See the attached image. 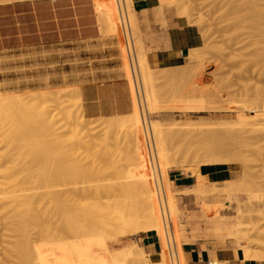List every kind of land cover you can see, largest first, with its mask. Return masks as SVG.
<instances>
[{
	"label": "rangeland",
	"instance_id": "obj_1",
	"mask_svg": "<svg viewBox=\"0 0 264 264\" xmlns=\"http://www.w3.org/2000/svg\"><path fill=\"white\" fill-rule=\"evenodd\" d=\"M94 1H95L97 10H99L98 11L99 16L101 15L100 16V18H101V41L103 44L101 49H102V51L103 50L105 51V54H108V55H105V58L101 61H104V63H108L110 65H113L114 66L113 71H117V72L121 73L122 77L125 80H128L127 77L129 76V72H127V71L129 70L128 69L129 68V64H128L129 62L126 58V54L124 51L122 31L120 28V33L116 34L117 31L114 30L116 27L113 28L115 26V24H117L116 21L120 20L119 19L120 16H118V20H115L116 17H114L115 15L112 14L111 7L108 8L109 4L107 6L106 0H94ZM178 1L188 3L187 7L189 6L188 8H190L188 10L189 11L192 10L191 13L188 11L189 16L180 19V21L182 22V24H184V26H187L188 28L192 29L193 34L195 36V42H194L193 46L190 48L189 54L193 53V51H194V53H195V51L197 53H195L193 55L191 54L192 56L191 55H189V56H191V57H195V56L200 57L201 56L202 57L204 55L202 57V59H204V57L207 58V59H205L208 61V63L206 64L207 69H205V77L206 78H205L204 84H206V87L207 86H208V88L210 87L211 88L210 90H213L212 87L214 88V86H215L214 89L216 90V88H217V90L219 91L220 97L211 99L209 101L205 100L204 102L198 101V100H193V99H191V97H189L190 100L187 99L189 96L188 94L191 90V85L188 84V83H190L189 77H187L186 74H184V73L182 75V71H181V73L177 72L178 69L181 68L185 63L182 66L175 68V69H173V68H162L165 71H161L157 68L152 67V69L155 72L157 71V75L159 74L157 76V78L159 79V80L157 79V86H158V90L159 91L161 90L160 93H163V94H160L163 96L162 97L163 100H162V105H159V106H161L164 111H162L163 115H160L157 113H151V112L146 114L145 109L143 108L144 109L143 112H145V115H147V117L150 120L159 121L163 124H167L170 127L175 126L176 123H180V124H186V123L187 124H189V123L195 124L196 123L195 126L205 125L209 129H215L218 132L222 133L221 136L223 138L227 139L228 141H230L231 144L234 143L233 145H235V146L230 144L231 146L229 145V148L232 147L234 150V147H235V150L233 152H230V153L226 152L229 154L230 157L227 154L226 155L229 158H231L233 156L235 157V155H237V159H235L236 157L234 158L235 160L231 159L233 162L232 163L227 162L228 164H225L226 161H224L225 163L224 162L223 163H217V164L200 163L199 165L196 162H194V163L193 162L192 163H183V164L181 163L178 165L179 167H177V168L162 169L160 176H159V172H158V169L156 166V168H155L156 175L158 173L159 178L161 177L160 185L162 183V185L164 186L166 191H168L167 187H169V185H171V189H172L173 193L176 195V197L181 198L184 206H186L189 209H193V205L189 199L190 197L187 195L188 191L182 190L181 188H178V187H173V184H171V180L169 178V175L171 173H184L185 177H188L187 174L189 173V171H190V174H193L192 173L193 171H194V174H197V172L200 169L201 173H203V174H208L209 172L216 173L215 180L217 182H221V180L225 179V178H227V179L232 178L230 183L234 184V187L231 186L230 188H225L226 184L220 183V185L217 187V189H220V190L212 191V193H221V194L225 195V199L227 200L226 201L227 203L222 202V203L218 204L215 207L217 212L215 215H213V217H207L205 219H202V221H205L206 226H208L214 230H213V233L210 237V236H207L206 228H205L206 226L205 225L201 226L200 228H201L202 234L197 238V240H200L198 243H201L203 245V247H206L207 249H210L213 252L217 251L219 249H227V250H231L233 252L242 253L243 258L245 257L244 259H250V258H257L258 259V258H260L258 260H264V133L259 134V135H248V131L250 128L264 129V0H216V1L215 0H178ZM104 2H106V3H104ZM158 3L160 5H166V6L172 7L173 10L177 11L178 5H177V2L175 0H158ZM163 3H168V4H163ZM99 4L102 5L101 6V8L103 7L102 9H100ZM103 4L105 5V7ZM123 4H124L125 12H127L129 14L131 12V10H133L132 3H130V1H128V0H123ZM192 5H193V7H191ZM121 8H122V5H121ZM109 9H110V12H109ZM100 10L102 12H100ZM102 13H103V15H102ZM190 14H191V16H190ZM200 15H201V17L199 18ZM111 16H112V18L114 17L113 18L114 23H113V19L110 18ZM107 19H109V20H107ZM137 19H138V22L140 24L141 21H140L138 15H137ZM201 19H202V22H201ZM129 20H130V26L132 29V34H133L134 39L136 41L137 52L139 53L141 50L140 43H142V46H144L145 48H147V47L145 44H143V41L141 38L142 35L139 34V28H137L135 26L134 22L132 21V15H129ZM113 24H114V26H113ZM120 24L121 23H119V25ZM120 27H121V25H120ZM111 31H113L115 33L111 32ZM91 49H92V47H85L84 46L83 48H78V50L70 51L66 45H59L58 47L34 49V50L27 51L24 53H19V55H3V56H0V99L3 100L5 97L9 98L11 95H12L11 98H15V97L19 98V97H23L22 95H24V94L27 96H29V95L31 96V94H32V96L33 95L38 96V94L39 93L41 94V92H42V94L43 93H47V94L49 93L46 96L44 95L45 98L42 94L39 95V96H43L42 100H41V97H37L36 99L33 97L34 98L33 99L31 96V98L33 99L34 102L31 101L30 97H27V99H26V96H25V99L23 100V102L25 101L28 103L31 101L32 102L31 104L34 103V105L33 106L31 105L30 107H33V109H36L37 110V111L35 110L36 112H39L40 108H43V109L45 108L44 111L48 110L45 113L49 112V114L51 116H54V118L59 120L61 123H63V121L66 120V116L68 115L69 111L72 112V113H69V115L71 114V118H72L71 122H73V123H75V125H77L76 129H78L80 127L79 128L80 132H78V133H80L79 135H80V137L82 136L81 137L82 139L84 137H86V139H88L86 149L88 150L89 149L88 146L89 147L91 146V148L88 151H92L90 153L86 152L84 150L85 147L83 146V144H81L82 146H80V145L76 146L75 147L76 153H75V155H73L74 159L76 158L79 160L82 158L83 163L85 162L84 165L86 164V166L91 165V164L94 165L95 163H96L95 165H98L99 162L103 161V160H100L103 158L100 157V159H99V157L97 156V155H99V153L98 154L96 153V152H100V155H102V156L105 155L104 159H105V157L106 158L108 157V158L106 159V161H104L103 164L101 163L100 165H98V168L101 165L105 166V164H106L105 162H107V160L109 161V163L107 162V164H111V168H112V169L110 168L111 169L110 174L111 173L112 174L109 175L108 171L106 173L105 170H107L110 166L106 165V168L108 167L107 169L104 166H103V168L101 166L100 169L101 168L104 169V171L103 170H101V171L103 173H106L104 175H103V173H101V174L103 176L107 175V177H108V175L110 177H112V175H113V176H116V177H114L115 179L119 177L118 181L120 180L122 182V180L123 181L125 180L124 182H126L128 176L129 175L131 176L132 172L127 171L125 169V167H124L125 162L123 163L121 160L124 157L123 153L121 152L122 151L121 147H125V145H123V143H122V145L120 146L121 150L119 151V148H118L119 145L116 143L117 141L115 139V136L114 137L113 136H110V137L106 136L105 137L106 134L104 133L106 130H112L115 133V130H117L116 127H118V126L117 125L111 126V120H112V122H113V120H115V121H117V119L119 120L118 116L106 117V118L102 117V118H98V119H87L84 117L82 109H81V98H80V92H79V85L82 82H84L88 77H93L97 73V70L95 69L94 64L97 63L98 60L97 59H90L89 56H95V54H98V53H94L95 51L92 52ZM86 51H88V52H86ZM151 51H153V50L150 49L147 53L149 54V52H151ZM92 54H94V55H92ZM92 58H96V57H92ZM148 62H149V60H148ZM126 66L128 67L127 69H126ZM125 74H127L128 76L126 77ZM158 83H160V84H158ZM159 85H163V86H159ZM169 85H170V87H169ZM164 88H168L170 93H169L168 89L164 90ZM173 88H174V90L175 89L176 90L174 91ZM184 89H186L187 91L189 90V91L187 92ZM163 91L167 92L168 95H164ZM181 91H182V93L183 92H185V93L182 94ZM167 93H165V94H167ZM174 93H179V94H177V95H179V97L177 95H175ZM185 94H187V98H186ZM171 95L173 98H171ZM174 95H175V97H174ZM181 95H185V97H183ZM166 96H168V97L170 96V98H168ZM28 98L30 99V101H28ZM38 98H39V100H38ZM52 99H53V101L58 100V102L55 101L53 103ZM166 99L168 100V103H167ZM182 99H183V101H182ZM185 99H187V101H188V102L186 101L187 104H186V102H184ZM163 101H164V103H163ZM172 101H173V104H172ZM23 102L22 103L19 102V105H16L18 103V101L15 103L12 102L10 104L14 103V105H16V106H14V105L11 106L9 104L11 107H8L7 104H3V105L0 104V109H1L0 110V115H1L0 123H2V124L5 123L4 125H6L8 123V122L7 123L5 122L6 119L5 120L2 119L3 116L6 115L3 112H6V113L9 112V113L17 114V112L20 111L21 107H23L25 105V104H23ZM35 102L36 103L38 102V103L36 104ZM48 102H51V103H48ZM60 103H61V105H59ZM21 104H23V106H21ZM46 104H48V105H46ZM171 104L173 107L171 106ZM29 105H30V103L26 104L23 107L22 111L23 112L27 111L24 108L26 106L29 108ZM36 105L38 106V109L36 108L37 107ZM40 106H42V107H40ZM60 106L62 108V110L60 111L61 113L58 112L61 109ZM164 106H166V108ZM14 107L15 108L17 107L16 110ZM27 107H26V109H28ZM47 107H49V108H47ZM11 108H13V110ZM18 108H20V109H18ZM65 108L67 111L65 110ZM171 108H173V109H171ZM10 109H11V111H10ZM40 110H42V109H40ZM64 110L68 113H66V112L64 113L63 112ZM2 114H4V115H2ZM49 114H48V116H50ZM73 114H74V116H73ZM62 115H64V116L66 115L64 119H62L63 118ZM121 116L123 117V115H120V117ZM68 118H70V117H68ZM68 118H67V120H69ZM57 120L54 121L56 124L55 127H59V124H60L59 121H57ZM75 121H77V122H75ZM102 123H104V124H102ZM108 124H109V126H108ZM113 124H114V122H113ZM116 124H118V123H116ZM103 126L105 127V129L107 126L108 127L106 130H104ZM112 127H114L115 129ZM60 129L57 131L63 132V131H60ZM81 129H82V131H81ZM77 131H79V130H77ZM112 131H110L109 133H113ZM82 133H83V135H82ZM101 134L102 135L104 134V135L101 136ZM121 134L122 133H119L120 136H121ZM66 136H67V137H65L66 140L69 136H70L69 138H71V135L69 133H67ZM92 136H93V138L95 137L94 138L95 140L92 138ZM100 136L102 138L97 139ZM104 137L107 140H105ZM109 138H111V139L109 140ZM89 139H91V140H89ZM113 139H115V140L112 141ZM173 139L174 140L172 143L176 144L178 139H182V136H175V137H173ZM98 140H100V141H98ZM93 141H95V143ZM149 141H150V149H151V152L154 156L153 142L150 138H149ZM0 142H3V141L0 139ZM67 142H64L63 144H61V146L59 145L56 148L59 150L61 148H62L61 150H66L67 147L68 148L71 147L70 144H67ZM65 143L69 146H67ZM69 143H70V141H69ZM3 144H4V142H3ZM88 144H90V145H88ZM93 145H95L94 146L95 149H94ZM43 147H45V149ZM42 148L43 149H41V147H39V150H38V148L36 149L39 152L38 155L44 154V150L46 152L47 149H49L46 146H42ZM78 148L79 149L82 148L80 150L83 152L79 151ZM117 148H118V150H117ZM232 148L229 151H232ZM5 150H6V148L3 151H5ZM95 150H97V151H95ZM15 151H16V148H15ZM15 151L14 152L10 151V156H12L11 152H13L14 156H16L15 154L18 153L19 150H17V152H15ZM102 151H103V153H102ZM111 151H113L114 153H112ZM116 151H118L117 152L118 154L115 153ZM33 152L34 153H31V154H35V153L37 154L36 151H33ZM79 152H80V155H79ZM235 152H238L239 154L238 153L235 154ZM86 153L90 154V156ZM111 153L114 157H110ZM114 154H116V155H114ZM95 155H96V157H95ZM238 155H240V157ZM34 156L35 155H29L27 160H25V157L23 158L25 160V167L26 168L24 167V164H20L22 161L20 163H18V165H17L16 160H15L16 162L13 161L14 163H16V164H14V166H16V167H14V166L11 167L9 165L10 164L13 165L12 162H9V164H7L8 166H5L6 162H5V160H3L4 163L2 162V165L5 164L4 165L5 168H3L4 166L2 168L0 167V171L3 172V170H6L7 173H0V176H1V174H3V177H4L2 180L1 179L2 176H1L0 181H2V182L5 181V182H3V183H5V185H3V186H5V188L2 187V190H4V189L8 190L9 188H7L6 183H8L10 181V179L13 180L12 179L13 176L17 177L19 172H21L22 178L27 179L24 181V185H22L24 187L19 186L20 188L26 189V192L24 194H28V196L29 195L32 196L31 194H33V193H34L33 195H35L38 192H40V194L44 193V195H45L44 197L41 196L39 193L38 194L41 196L40 200L43 197V201L47 202L46 201L47 199H49V201H52V200H50V198L53 196L58 197L57 195L56 196L54 195L55 193L58 195L59 194L63 195L67 191L72 189L73 186H71V185H69L68 187H66V186L68 184H72L73 181H76V182H74V184L76 183V186L74 187L75 189L74 190L72 189L73 191L71 190L74 193V191L76 190L77 184H79V183L83 184L84 182H87L89 179H90L89 180V182H90L93 175H94L93 176L94 180L93 179L92 180L94 182L96 181V183H98L99 182L98 179L99 180L101 179V175H98L101 172L100 170L94 169V172L100 171L97 174H95L96 172L93 173V170H90V171H92L93 175L92 174L85 175V178H84V175L82 176V178H81V175H79L80 178H77L78 177L77 175H75L76 177H74L70 174H69V177L66 178L67 176L65 177V175L62 174L63 173L62 171L56 170V167H57L56 165L59 166L61 163L64 164L67 162L69 165V162L73 160L72 157L70 158V160L67 158L69 160V162H68V160H66V158L63 159V158H60L59 156L57 158L47 159L46 156L41 155L42 156L41 160L44 158L45 160L43 159V161H45V162L43 164V167L37 168V167H35V166H38L37 157H34ZM241 156H243L244 159ZM8 157L5 156L4 158L8 159ZM17 157H18V155H17ZM88 157H89V159H88ZM119 157H121V158H119ZM96 158H98L99 160L97 159V161L95 162ZM110 158L113 160V163H115L117 161L119 163H121V170H122V165L124 164L123 167H124V170L126 172L123 170L121 171L124 176H122V174L119 175L120 171L118 173L115 172V169L112 167L113 164L110 163V161L112 162V160H110ZM115 158L117 161L115 160ZM11 159L13 160L14 158H12V157L9 158L10 161H11ZM32 159L34 160V162L32 161ZM51 159H53L50 162V163H52V165H51L52 167L49 166L50 165L49 161ZM240 159H242L243 161ZM17 160L19 162V159H17ZM119 160H121V161H119ZM38 161H39V159H38ZM27 162H29V163L31 162L35 166L31 163L26 164ZM73 162H74V160H73ZM77 162H79V161H77ZM81 162L82 161H80L79 164H81ZM87 162H89V163L87 164ZM40 163L41 162H39V164ZM67 163H66V165H67ZM83 163L81 165H83ZM245 163L248 165V167L246 166ZM47 164H48V166H47ZM40 165H42V164H40ZM93 165H92V167L91 166H87V167H91V169H92ZM213 165H216V166H213ZM29 166L31 167L30 170H29ZM244 166L247 167V169ZM19 167L25 168L24 169L25 172L24 173L22 172V170H23L22 168H21V171L15 170V168L17 169ZM44 168H45L46 172L44 171ZM48 168H50V169H48ZM94 168L98 169L96 166ZM12 169L15 172L18 171V174L15 175L17 172L16 173L12 172L13 171ZM233 169L238 170V175L236 178L233 177V174L231 172V170H233ZM52 170H53V172H51ZM11 172H12V174H14L13 176H12V174L10 175ZM47 173H49V174H47ZM8 174L10 175V179H8L9 178ZM38 174H39V176H37ZM54 174H55V176H54ZM72 174L74 175L75 172H72ZM4 175L8 176V178L6 179L8 182H6ZM56 175H58V177H60V179H58ZM11 176H12V178H11ZM19 176H20V174H19ZM99 176H100V178H99ZM32 177L34 179H32ZM53 177H55V178L53 179ZM28 178L31 180L29 181ZM121 178H123V179H121ZM57 179H58V182H57ZM84 179L85 180L87 179V180L85 181ZM68 180H69V182H68ZM189 180H190V183H192V179H189ZM77 181H79V182H77ZM82 181H84V182H82ZM93 181L90 183V186H91V184H93L92 186H94V184H96ZM128 181H129V179H128ZM26 182L29 183V185ZM31 182H33V184ZM52 182H55V184H53ZM111 182H113V181H111ZM39 183H41V186H43V187L38 186V185H40ZM49 183H50V185H49ZM87 183H85V184L87 185ZM88 185H89V183H88ZM70 186H71V188H70ZM78 186L79 187H77V188H80V186H81V189H82L85 185L84 186L78 185ZM90 186H86L87 188L84 187V190L87 192H85L83 190L80 191L81 189H77L76 192L80 193L78 197L79 198H80V196L84 197V199L81 198L82 200L80 199L78 202H76L77 200H75V199H74V201L67 199V197H64V198H66L69 201H65L63 199V197H61V195H60V197L63 199V201L66 202V205L68 204L67 202H69L70 204L72 202H74V203L76 202L75 204H78V205L80 204L79 206L76 205V207H72V208L77 209L76 215L78 213L80 214L81 211H83L79 216V218L81 217V219L84 217H89V216L92 217L93 215L96 216V214H97L96 210H99V209H97L96 207L93 206L94 201L95 202L100 201L101 205H100V202L97 203V205H100L101 207H102V205H103V207L106 206L105 203H102L104 200H98L97 201V198H95L94 196H92L95 199V200H93V198H92L93 204L91 202H89L90 201L89 198H91V197L89 196L88 191H90V190L88 188H91ZM41 188H46V189H42V190L37 191V189H41ZM68 188H70V189L68 190ZM235 188H236V191L234 190ZM227 189L229 191L231 189L232 190H231V192H229ZM34 191H36V192H34ZM160 191L162 193V189ZM58 192H60V193H58ZM46 193H47V199L45 200L44 198H46ZM130 193H132L133 195H131ZM38 194H36V195H38ZM48 194H49V196H48ZM129 194H127V196L125 195V198L130 196L129 198H126L127 199L126 201L128 203L130 201V205H128V207L129 206L131 208L133 207V210L134 209L136 210L138 206L135 207V206H131V205H138V202L136 203L137 198L133 192H129ZM65 196H66V194H65ZM54 197H53V204L52 205L56 204V206H57L58 202H55V201H58L59 197L56 199ZM78 197H77V199H78ZM131 197H134V199H133L134 202L131 200ZM54 199H55V201H54ZM135 199H136V201H135ZM83 200H85L86 202L80 203ZM43 201H42V203H43ZM60 202L62 203V200H60L59 203ZM61 203H60V205L58 204V207L60 206L61 208H63L61 205H63V204L65 205V203H63V204H61ZM74 203H72L73 206H74ZM38 204L39 203H37V206H38ZM94 205H96V203ZM39 206L45 207L46 204L42 205L40 203ZM48 206H47V208H48ZM68 206L70 207V205H67V207ZM52 207L53 206H51V209H53ZM97 207H99V206H97ZM54 208H55V206H54ZM69 209L72 210L71 207ZM103 209L104 208H102V210ZM106 210H107V208H106ZM46 211H48V210H46ZM72 211L74 212L75 210H72ZM44 212H45V210H44ZM98 212H100V210ZM102 212L104 213L105 211L103 210ZM205 213H206V211L204 210L202 213H191L190 216L192 218H198V217H202ZM165 214H166V211H165ZM208 215H210V212L208 213ZM0 216H1V214H0ZM101 216H102V214H101ZM170 218L172 221L175 220V218H176L175 212L170 213ZM52 219L54 220V216H52V218L49 217V219H47V220L49 221ZM47 220H46V222H47ZM53 220H52V224H50L51 222L49 221L50 222L49 224L51 226L53 225V223H56L58 220H61V218L56 217L54 222H53ZM167 221H168V218H167ZM186 221H188V217H186V218L182 217V218H180V220H179V216L177 217V222L181 223L179 225L180 228H181V226L185 225ZM2 223H4V222H2ZM89 224H91V223H89ZM1 226H3V224H0V228L2 230V232L0 230V245H1L0 246V261H3L5 259H6L5 261H7V258H8V261L12 260V262H14L15 258L13 257V253H14L13 249L15 246L12 245L11 243H9L8 240H6V239H9V241H10V238H11V237L7 238L6 234L8 236H10V235H12L13 232L12 233L8 232L9 231L8 230L5 232L6 234H2L4 232L3 230H7V229L5 228V226H4V229H2L3 227H1ZM53 226H55V224ZM89 226H91V225H89ZM190 228L191 227L189 225L187 228V230H188L187 232L191 238L192 233L190 232ZM30 229H31V227L29 228V230ZM173 229L175 230V227H173ZM31 230H32V233L31 232L29 233L27 231L28 235L31 236L29 239L30 240L33 239L31 242L32 245H33V242L38 239L36 242L39 244H37V245L34 244L33 247L35 248L37 253H39L41 260L44 259V261L45 260L48 261V264H57L56 261L62 259L65 255L63 254V252H58L57 250H54V249L55 248L56 249L62 248L59 246H65V245L67 246L68 244L78 245V244H82V243H85L88 241L94 242L95 243L94 247H96L97 249L93 250L94 253H92V254H94L93 255L94 258H98V255L101 256V254L104 253L101 256V258H98L99 261L102 262V264H106V261H107V259H105V256L107 258V254L105 253L106 250H108L109 252L110 251L113 252L114 258L111 261L112 264H121L122 259H121V257H119L120 255H119V249L118 248L129 245L130 243H137L138 245L143 247L141 244H139V241H138V239L140 238V235L142 233H139V234H129L128 233L124 236V235L118 234L119 232L114 230V232H117L116 234L120 237H117L116 234L113 236L112 234H109L107 232H105V233L101 232L100 236H92L89 238L75 240V241H62V242L46 243L45 238H43L40 234H37V231L35 230L34 227H32ZM100 231H98V232H100ZM111 231H112V229H111ZM112 232H110V233H112ZM114 232H113V234H114ZM102 233H104V234L102 235ZM110 235H112V237ZM3 237L6 239H4ZM14 237L16 239L15 234H14ZM105 237H107V240H105ZM13 238H11V241L15 242V240ZM108 238H111V239L108 240ZM2 239L4 241H2ZM157 239L159 241L158 236H157ZM5 240H6V242H5ZM16 240H17L16 242L18 244V236H17ZM7 242H8V245L10 246L9 247L6 245L7 247L12 248L14 246L12 250L6 248L7 250H9L10 253H8V252L7 253L11 257L6 253V250H5V247H6L5 244H7ZM178 244H179V242L174 244V249H177ZM184 246L185 245H183V248H184ZM178 247H179V249H182V246L178 245ZM144 250H145L146 254H148L149 251L146 248H144ZM3 252L5 255L3 254ZM3 255L7 256V258L3 257ZM176 257H177L176 260H178L179 264H181V262L179 261V258H178V254L176 255ZM13 259H14V261H13ZM77 259H79V258H77ZM95 260L96 259H94L93 261H95ZM216 260L219 261L218 259H213L212 261H216ZM61 262H62V264H72L69 262L64 263L63 260ZM97 262H98V260H97ZM101 262H98V263L101 264ZM94 263L95 262H93L91 264H94ZM98 263H96V264H98Z\"/></svg>",
	"mask_w": 264,
	"mask_h": 264
},
{
	"label": "bare ground",
	"instance_id": "obj_2",
	"mask_svg": "<svg viewBox=\"0 0 264 264\" xmlns=\"http://www.w3.org/2000/svg\"><path fill=\"white\" fill-rule=\"evenodd\" d=\"M0 1H8L9 2L11 0H0ZM106 1H107V6L109 4L108 8L111 7L112 14L115 15L114 17H116L115 20H118V16H120L119 17L120 20L116 21L117 24H115V26L113 24V26H114L113 28L116 27L114 29L117 31L116 34L120 33V28H121L120 25L121 24L119 25V23H121L120 21H122V8H121L120 1L119 0H106ZM175 1L177 2V5H178L177 11L179 13V16L180 17L189 16V12L191 13L192 10L191 11L188 10V9H190V8H188L189 6L187 7L188 3L180 2L178 0H175ZM104 3H106V2H104ZM101 6L102 5L99 4L100 9L103 8V7L101 8ZM104 7H105V5H104ZM191 7H193V5ZM100 12H102V11L100 10ZM109 12H110V9H109ZM126 14H127V18H128L127 19L128 23L130 25V20H129L130 14H128L127 12H126ZM102 15H103V13H102ZM190 16H191V14H190ZM200 17H201V15L199 16V18ZM110 18H112V16ZM109 19H107V20H109ZM201 22H202V19H201ZM113 23H114V19H113ZM113 31H111V32H113ZM113 33H115V32H113ZM140 46H141L140 52L138 53L136 51V63H138V68H137L136 74H133L131 72L130 67L128 68L127 66H126V69L128 68L129 70L128 71L126 70V71L129 72V76L127 74H125V76L126 77L128 76L127 78L130 80V86L132 89V98L134 101L133 111L129 114L123 115V117L121 116L122 118L120 116H118L119 120L117 119L118 122L113 120L114 124H113L112 120L110 119L111 120V126H114V125L118 126V127H116L117 130H115V133L112 130H106L107 127L109 126V124L106 127V129L103 126L104 130H106L104 132L106 134L105 137L106 136H109V137L115 136V139L117 141V142L116 141L115 142L119 145V147H118L119 151L122 149L121 152L124 155V157H123L124 159L122 158L121 160L123 163L125 162V166H124V164L122 165V170L125 171L124 170V167H125V169L127 171L132 172L131 176L130 175H129L130 177L128 176L126 182H124L125 180L124 181L122 180V182L119 180L120 181L119 182L118 181L119 177L115 179L114 177H116V176H113V175H112V177L109 176L112 174V173L110 174V172H111L110 170L112 168H111V164H107V162L109 163L108 160H107V162H105L106 163L105 166L104 165L103 166L105 168H106V165L110 166L109 168L107 167L109 170L107 168H106L107 170H105L106 173L108 171L109 175H108V177H107V175L103 176L104 174H106V173H103L101 171V170L104 171V169H102L103 166L101 165L102 168L100 169L101 166H99V168H98V165H100L101 163L103 164L104 161H106V159L108 157L107 158L105 157V159H104L105 155L104 156L100 155V152H96V153L97 154L99 153L100 156L99 155H97V156L99 157V159H100V157L103 158V159H100L103 161L99 162V163L97 162L98 165H95L96 163L94 164L98 169L94 168L95 166L93 164L87 165V166H91V167L93 165L92 169H91V167H87L86 164L84 165L85 162L83 163L82 158L79 160L76 158L74 159L73 155H75V153H76V151H75L76 146H79V145L82 146L81 144H83V146L85 147L84 150L86 152L90 153L92 151H88L91 148V146L90 147L88 146V148H89L88 150L86 149L88 139H86V137L83 136L85 138V139L83 138L84 139L83 140L81 138L82 136L80 137V135H79L80 133H78V132H80V129H79L80 127L78 126L79 128L76 129L77 125H75V123L71 122L72 118H71V114L69 115V113H72V112H70V111H69V113L66 112L67 110L65 108L66 111L64 110L63 112L68 113L67 116L70 117L71 119L65 115L66 120H64L63 123H61L59 120L55 119L54 116H51L49 114V112L45 113L48 111V110L44 111L45 108L44 109L40 108L42 110L39 109V112H36L37 111L36 109H33V107H30L31 105L32 106L34 105V103L31 104L32 103L31 101H33L34 98L36 99L37 97H41V100H42L43 99L42 97L44 95L45 96L48 95L49 93L48 94L47 93L42 94V92H41V94L43 96H39V95H41L40 93L38 94V96H36V95L32 96V94H31L32 98L34 97L33 99L31 98V96L29 94H28L29 96L24 94V95H22L23 97H19V98H16V97L11 98V96H12L11 95L9 98L5 97L3 100L0 99L1 100L0 104H2V105L7 104L8 107H11L17 101H18V103L16 105H19V102L22 103L23 100L25 99V96H26V99H27V97H30V99H31V101H30V99L28 98V101H30L28 103H30V105H29V108L26 106L28 109H26V107L24 108L25 110H27V111L24 110L25 112L22 111L23 107L26 104H28L25 101H24L25 103L23 102V104H25V105L23 106V104H21V106H23V107H21V109L18 108V109H20V111H18L19 113L17 112V114H13V113H9V112L6 113V112H3L4 110L2 111L4 114H6V115L2 114L5 116V117L3 116L2 119H4V120L6 119L7 121L5 120V122L6 123L8 122V123L6 125H4L5 123L4 124L0 123V139L4 142V144H3V142H0V167L2 168L5 164H6L5 166H8L7 164H9V162L13 163V165H11V164L9 165L12 167V166H14V164H16L13 162L15 160L17 161V165H18V163H20L22 161L20 164H24V167H25V160H27L29 155H35L34 157H37L38 166H35L33 163L30 162L31 164H33L37 168L43 167V164L45 161H43L44 158L41 160L42 156H46L47 159L57 158L59 156L60 158H63V159L66 158V160H68V159L70 160V158L72 157L74 162L72 160V161H70L71 162L70 163L68 160L69 165L67 162H66L67 165H66V163H64V164L61 163L59 166L56 165L57 166V167L55 166L56 170L62 171L63 172L62 174H64L65 177L67 176L66 178L69 177V174L74 176V177H76L75 175H77L78 176L77 178H80L79 175H81V178L84 175V178H85V175L92 174V171H90V170H93V173L96 172L95 174H97L101 171L100 174H98V175H101V179L100 180L98 179V181H99L98 183H96V181L95 182L93 181L94 175L92 174L93 176L91 178V181L89 182L90 179L87 181L89 183V185L87 182L82 181L84 183L83 184L82 183L77 184V187H79L78 185H83V186L85 185L84 187L90 186V183L93 181L96 184H94V186H92L93 184H91V186H90L91 188H88L90 190V191H88V193H89V196L91 197V198H89L90 199L89 202L92 203L93 200H95L92 197V196H94L95 198H97V201L98 200H104L102 203H105L107 206V207L106 206L103 207V205H102V207H101L100 201H99L100 205H97V203H99V202L94 201V204L96 203V205L99 207H97L96 205H94L92 203L93 206L96 207L97 209H99L100 212H98L99 210H96V212H97L96 216L91 215L92 217L89 216V217H84L81 219V217L79 218V216L83 211H81L80 214L77 212L79 214V215L77 214L78 215L77 216L76 215L77 209L72 208V207H76V205H78L75 203L78 202L81 198L84 199L83 196L82 197L80 196V198H79L78 196L80 193L76 192L77 189H81V186H80V188L76 187V190L74 191V193L72 192L75 189L74 187L76 186V183L74 184V182H76V181L72 182L73 185L72 184H68V185L66 184L67 185L66 187H68L69 185L73 186V188H72L73 190L70 189L71 186H70V188H68V190L69 189L70 190L65 193L66 196L63 193H62L63 195H61V194L58 195L56 193L54 194L55 196L57 195L59 197L58 198V197L53 196L55 199L56 198L59 199V200L57 199L58 201H55V199H54L55 202H58V204L60 205L61 202L59 203V201L62 200L61 204L65 203V205L63 204L64 206L61 205L63 207V208H61L60 206L58 207V204H57V206L55 203H54L55 205H52L53 204V197L50 196L52 198V199L50 198V200H52V201H49V199H47V193H46V198H44V199L45 200L47 199L46 201L49 204L47 202L43 201V197L45 196L44 193H42L43 194L42 195V194H40V192H38L41 196H43L41 200H40L41 196L38 193H36L38 195H36V194L33 195L34 193L32 192L33 193V194H31L32 196H30V195L28 196V194H24L26 192V189L20 188L19 186L24 185V181L27 179L22 178L21 172H19L20 176L18 174V171L19 170L21 171L22 167H19L20 169L15 168V170H18V171H16L17 173L12 169L13 171L12 170L11 171L15 172L16 173L15 175L18 174L17 177L15 176L16 178L13 176L14 174H12V172L10 173V175L12 174L13 178H12V176H11V178L13 180L10 179L9 174H8L9 178L7 175H4L5 180L7 178L10 179L9 182L6 180V182H8V183H6L7 188H9L10 190L9 189L8 190L7 189L2 190V187L5 188V186H3V185H5V183H3L5 181H3V182L0 181V214H1L0 222L1 221L4 222V223L1 222L0 224H3V226H1V227H3L2 229H4V226L7 229V230H3L4 232L2 234H6L5 232L9 230L8 232H11V233L13 232L15 234L16 239L18 236V244L16 242L17 240L15 239L13 233H12L13 236L12 235L8 236L7 234H6V236H7V238H9V237L13 238L14 237L13 239L15 240V242H12L11 238L9 241V239H6L3 237L4 239L8 240L9 243H11L12 245L15 246V247L13 246L14 247V249H13V247L9 248L10 246L8 245V242H7V244H5V246L6 245L9 246V247H7V246L5 247L6 253L7 252L10 253L9 250H7V249H11V250L13 249V252H14L13 257L15 258V261H14V259H13L14 262H12V260L8 261L7 256H4L5 254L3 252V254H4L3 257L7 258V261H5L6 259L4 258L5 260L0 261V264H46L44 259L41 260L39 253H37V251L33 247L34 244H36V245L39 244L36 242L38 239L33 242V245L31 243L33 239L32 238H31L32 240L29 239L31 236L28 235V232L32 233V230H31L32 227L35 228V230L37 231V234H40L43 238H45L46 243H54V242H62V241H75V240L89 238L92 236H100L101 232H104V233L107 232V233L112 234L114 236L117 233V232H114V230L118 231L119 232L118 234L124 235V236L128 233L129 234H139V233H148L150 231H153V232L157 233V236L159 238V241L157 244L158 252L146 254L144 252V250L141 248V246H139L137 243H130L129 245L118 248L119 249V255H120L119 257H121V259H122L121 264H175V258L174 257H175V255H177V252L176 251L174 252V250H173V247H174L173 233L171 231L172 220L170 218V213L175 212L174 197L170 191V187H167L168 191H166L164 186L162 185V183H161V185L159 184V182H158L159 180H157V175H156V171H155L156 166H157L159 176H160L162 169L177 168V167H179L178 165L181 163L183 164V163H192V162L194 163V162H196L198 165L200 163L217 164V163H223L224 161H226V163L224 162L225 164L232 163L233 161L231 159H233V160L237 159V155H235V154L238 152H235V154H234L236 158L234 156L229 158L230 156L226 152H229V153L233 152L235 150V147H234V150L231 147L232 151H229V150H231V148H229V145L231 144V142L228 141L227 139L223 138L221 136L222 133L218 132L215 129H209L205 125L195 126L196 123L195 124L176 123L175 126L170 127L167 124H163L159 121L150 120L147 117V115H145V112H146V114L151 112V113H157V114L163 115L162 111H164V110L161 106H159V105H162V100H163L162 97L163 96L160 94H163V93H160L161 90L159 91L158 86H157V79H158L157 76L159 74L157 75V71L155 72L152 69L150 63L148 62V53H147L148 50L145 51V49L143 48V46L141 44H140ZM195 53H197V52L195 51ZM195 53L193 51V53H190L189 55H191V54L193 55ZM189 55L185 58V64L181 68H179L177 71L178 73L179 72L181 73V71H182V75L184 73V74H186L187 77H189L190 83H188V84L191 85V90L188 94L189 95L188 98H187V94H185L186 98L190 100L189 97H191V99H193V100H198V101H203V102L205 100L209 101V100L214 99V98H219L220 97L219 91L217 90V88H216V90L214 89L215 86H214V88L212 87L213 90H210L211 88L210 87L208 88V86L206 87V84H204L205 78H206L205 77V69H207L206 64L208 63V61L205 59H207V58L204 57V59H202V57L204 55L202 57L201 56L200 57L199 56L198 57L197 56L191 57L192 55L191 56H189ZM173 69H175V68H173ZM159 70L165 71L162 68H160ZM158 84H160V83H158ZM159 86H163V85H159ZM169 87H170V85H169ZM165 89H168V88H164V90ZM186 89H184V90L187 91ZM173 90H174V88H173ZM168 91H169V89H168ZM182 91H181V93H182ZM165 93H167V92H164V95H168V93L167 94H165ZM169 93H170V91H169ZM183 93H185V92H183ZM174 94L177 95L179 93H174ZM175 95H174V97H175ZM185 95H181V96L185 97ZM45 96H44V98H45ZM177 96L179 97V95H177ZM166 97H168V96H166ZM168 98H170V96ZM171 98H173L172 95H171ZM187 99H185L184 102H186ZM38 100H39V98H38ZM52 101H53V99H52ZM55 101H53V103ZM182 101H183V99H182ZM12 102H14V103L10 104ZM56 102H58V100ZM187 102H186V104H187ZM48 103H51V102H48ZM163 103H164V101H163ZM167 103H168V100H167ZM172 104H173V101H172ZM172 104H171V106H172ZM16 105H14V106H16ZM46 105H48V104H46ZM59 105H61V103ZM166 106H164V107L166 108ZM40 107H42V106H40ZM16 108H15V110H16ZM36 108L38 109V106ZM47 108H49V107H47ZM60 108H61V106H60ZM143 108L145 109V112H143L144 111ZM11 109L13 110V108H11ZM11 109H10V111H11ZM171 109H173V108H171ZM61 110H62V108L58 112H60ZM48 114L50 116H48ZM62 116H63L62 119H64L65 116L64 115H62ZM73 116H74V114H73ZM0 117H1V115H0ZM67 118L69 120H67ZM54 119L59 121V123H60L59 127H55L56 124L54 122L55 121ZM77 121H75V122H77ZM115 122L118 124H116ZM102 124H104V123H102ZM112 128H114V127H112ZM59 129H60V131H63V132H58L57 130H59ZM77 130H79V131H77ZM81 131H82V129H81ZM110 131H112L113 133H109ZM67 133H69L71 135V138H69L70 137L69 136L66 140L65 137H67L66 136ZM119 133H122L121 136L119 135ZM262 133H264V129L250 128L248 131V135H259ZM82 135H83V133H82ZM103 135L101 134V136H103ZM101 136L98 137L97 139H101L102 138ZM175 136H182V139H178L177 143L173 144L172 143L174 140L173 137H175ZM92 138H93V136H92ZM111 138H109V140ZM149 138L153 142L154 156H153L151 149H150ZM115 139H113L112 141H114ZM89 140H91V139H89ZM105 140H107V139L105 138ZM69 141H70V143H69ZM98 141H100V140H98ZM64 142H67V144H70L71 147H69V148L67 147L66 150H61L62 148L59 150L56 148L59 145L61 146V144H63ZM93 142L95 143V141H93ZM122 143H123V145H125V147H121V149H120V146L122 145ZM233 144L234 143H232L231 145H233ZM88 145H90V144H88ZM42 146H46L49 149H47L46 152L44 150V154H41L42 155L41 156V155H38L39 152L36 149L38 148V150H39V147H41V149H43V148L45 149V147L42 148ZM67 146H69V145H67ZM94 146L95 145H93V147ZM233 146H235V145H233ZM5 148H6V150L3 151ZM15 148H16V151H15ZM82 148H80V149H82ZM118 148H117V150H118ZM80 149L78 148L79 151H81ZM94 149H95V147H94ZM17 150H19V152L15 154L16 156H14L13 152L14 151L17 152ZM10 151H13V152H11L12 156H10ZM33 151H36L37 154L36 153L31 154V153H34ZM95 151H97V150H95ZM81 152H83V151H81ZM111 152L114 153L113 151H111ZM117 152L118 151H116L115 153H117ZM88 153H86V154H88ZM102 153H103V151H102ZM112 153H111V155H112ZM226 154L229 157H227ZM17 155H18V157H17ZM79 155H80V152H79ZM88 155L90 156V154H88ZM111 155H110V157H114L113 155L112 156ZM114 155H116V154H114ZM5 156L6 157L9 156L8 159L4 158ZM238 156L240 157V155H238ZM11 157L14 159L13 160L11 159V161H10L9 158H11ZM24 157H25V160L23 159ZM95 157H96V155H95ZM121 157H119V158H121ZM241 157H243V156H241ZM116 158H115V160H116ZM17 159H19V162ZM38 159H39V161H38ZM88 159H89V157H88ZM97 159L98 158H96V160L94 159L95 162L97 161ZM243 159H244V157H243ZM3 160H5V162H6L4 165H2ZM52 160L53 159H51L49 161V163ZM76 160L79 162L82 161L81 164L83 163V165L79 164V162H77ZM110 160H112V159L110 158ZM121 160H119V161H121ZM240 160H242V159H240ZM32 161L34 162L33 159H32ZM39 162H41L40 164H42V165H40ZM30 163L27 162L26 164H30ZM88 163L89 162H87V164ZM110 163H112L113 165L115 164L114 166L112 165V167L115 169L116 173H118L120 171L119 175L122 174L121 163H119L118 161L113 163V160H112V162L110 161ZM48 164H47V166H48ZM51 165H52V163H50L49 166H51ZM5 166L3 168H5ZM246 166L248 167L247 164H246ZM14 167H16V166H14ZM247 167H245V168L247 169ZM25 168H22V169L24 170ZM30 168L31 167L29 166V170H30ZM50 168H48V169H50ZM94 169L100 170V171L94 172ZM23 170H22V172L24 173L25 170L24 171ZM53 170L51 172H53ZM44 171H45V168H44ZM72 172H75V174L73 175ZM0 173H7V171L3 170V172L0 171ZM101 173H103V175ZM192 173L194 175V171ZM39 174L37 176H39ZM47 174H49V173H47ZM188 174L190 175V171ZM1 176H2L1 179L3 180V178H4L3 174H1ZM54 176H55V174H54ZM56 176L58 179H60V177H58V175H56ZM122 176H124V175L122 174ZM54 178L55 177H53V179ZM99 178H100V176H99ZM32 179H34V178L32 177ZM58 179H57V182H58ZM121 179H123V178H121ZM128 179H129V181H128ZM160 179H161V177H160ZM30 180L31 179H29V181ZM111 181H113V182H111ZM55 182H52V183L55 184ZM68 182H69V180H68ZM77 182H79V181H77ZM201 182H203V181L201 180ZM31 183L33 184V182H31ZM85 183H87V185ZM27 184L29 185V183H27ZM39 184L40 185H38V186H41V183H39ZM49 185H50V183H49ZM22 187H24V186H22ZM41 187H43V186H41ZM84 187L80 191H82V190L85 191ZM42 189H46V188L37 189V191L42 190ZM161 189H162V193L160 191ZM231 190L230 191L228 190V191L231 192ZM234 190L236 191V188ZM34 192H36V191H34ZM85 192H87V191H85ZM129 192H133L137 198V201H136V199H135V201H136V203L138 202V205H131V206H135V207L138 206L136 210L135 209L133 210V207L132 208L130 206L128 207V205H130V201L128 203L126 201L127 200L126 198H129L130 196L125 198V195L127 196V194H129ZM58 193H60V192H58ZM130 194L133 195L132 193H130ZM60 195H61V197H63V199L65 201H69L67 199H70L73 201H74V199L77 200L75 203L72 202V203H74V206L72 205V203L70 204L69 202H67L68 203L67 205H70L71 209L75 210L74 212L69 209L70 208L69 206H68L69 208L67 207L66 202L63 201V199L60 197ZM48 196H49V194H48ZM64 197H67V199ZM77 197H78V199H77ZM92 198H93V200H92ZM133 199H134V197H131L132 201H133ZM42 201H43V203H42ZM83 202H86V201L83 200L80 203H83ZM37 203H39V204L41 203L42 205L46 204V206H45L46 208L48 205L49 206L46 209L44 206L40 207L41 205L39 206V204H38V206H39L38 207ZM51 206H53L52 207L53 209H51ZM54 206H55V208H54ZM102 208H104L103 209L105 211L104 213L102 212L103 211ZM106 208H107V210H106ZM44 210H45V212H44ZM46 210H48V211H46ZM165 211H166V214H165ZM101 214H102V216H101ZM52 216H54V220L52 219L53 222L55 221L56 217L61 218V220H58L56 223H53V225L55 224V226L50 225V224H52V220H49L51 223L47 220V219H49V217L52 218ZM167 218H168V221H167ZM45 219L47 220L48 223L46 222ZM89 223H91V224H89ZM88 224L91 226H89ZM30 227H31V229H30L31 231L29 230ZM111 229L114 232V234L111 231ZM0 230H1V228H0ZM98 231H100V232H98ZM1 232H2V230H1ZM110 232H112V233H110ZM104 233H102V235ZM112 235H110V236L112 237ZM116 236L120 237L117 234H116ZM109 239H111V238H108V240ZM6 240H5V242H6ZM105 240H107V237H105ZM2 241H4V240L2 239ZM94 245H95L94 242L88 241V242L78 244V245L68 244L67 246L65 245V246H59V247H62L63 249L66 248L69 250L68 253H69V256H71V257L67 258L68 260H71L69 263H72V264H84V263L85 264H91V263L95 262L94 264H96L98 262H101V261H99L98 258H101V256L104 253H102L101 256L98 255V258H94V256H93L94 254H92V253H94L93 250L97 249L96 247H94ZM105 253L107 254V258L105 256V259H107L106 264H112L111 261L114 258L113 252L112 251L109 252L108 250H106ZM77 258H79V259H77ZM67 259L66 258L63 259L64 263L67 261ZM94 259H96V260L93 261ZM97 260H98V262H97ZM101 264H102V262H101ZM177 264H179L178 260H177Z\"/></svg>",
	"mask_w": 264,
	"mask_h": 264
},
{
	"label": "crops",
	"instance_id": "obj_3",
	"mask_svg": "<svg viewBox=\"0 0 264 264\" xmlns=\"http://www.w3.org/2000/svg\"><path fill=\"white\" fill-rule=\"evenodd\" d=\"M128 1L133 7L129 14L132 15V21L139 28L143 44L147 47L143 46V48L145 51L153 50L148 54L151 67L160 69L182 66L195 42L192 29L184 26L180 21L184 17H180L172 7L160 5L158 0ZM137 15L141 21L140 24ZM59 45H66L70 51L84 46L92 47L91 51L98 53L95 56H89L90 59L98 60L94 64L97 73L79 85L81 109L85 118L114 117L133 111L131 86L121 73L113 71V65L101 61L108 54L101 49L103 46L101 18L94 0L0 1V56L19 55V53L34 49L58 47ZM231 172L236 178L238 170L233 169ZM187 175L188 177H185L184 173L169 175L173 187L188 191L187 195L193 205V209L184 206L181 198L176 197L169 185L174 197L176 215L171 223V231L173 243L179 242L178 245L182 246V249H179L177 245L175 249L181 264H264V260H258L260 258L244 259L242 253L227 249L213 252L198 243L200 240L197 238L202 234L200 227L206 226L202 219L213 217L217 212L215 207L222 202L227 203L225 195L212 193V191L220 190L217 189L220 183L226 184L225 188L234 187V184L230 183L232 178L217 182L216 173L203 174L200 169L197 174ZM189 179H192V183ZM203 209L206 213L202 217L192 218L190 216L191 213H202ZM209 212L210 215H208ZM178 216L179 220L182 217H188V221L181 228L179 226L181 223L177 222ZM189 225L191 238L187 232ZM205 228L207 236L211 237L214 229L208 226ZM138 241L149 251L148 254L158 252L157 233L153 231L142 233ZM183 245H185L184 248ZM143 247L141 248L144 250ZM54 250L63 252L65 255L56 261L57 264H62L63 259L71 257L66 248H55ZM213 259L219 261H212ZM70 261L67 259L66 262ZM45 262L48 264V261L45 260Z\"/></svg>",
	"mask_w": 264,
	"mask_h": 264
},
{
	"label": "built area",
	"instance_id": "obj_4",
	"mask_svg": "<svg viewBox=\"0 0 264 264\" xmlns=\"http://www.w3.org/2000/svg\"><path fill=\"white\" fill-rule=\"evenodd\" d=\"M119 1L122 5L121 31H122V39H123V44H124V51L126 54V58L129 62L128 64H129V67L131 69V72L133 74H136L137 68H138V63H136L137 45H136V41L134 39V36L132 34L131 26L129 25L128 20H127L128 18H127V14L125 12V9H124L123 0H119ZM126 81L129 83V86H130V80L128 79ZM169 178H170V176H169ZM157 180H159L158 182L160 184V178L158 176V173H157ZM173 250L175 252L174 247H173ZM174 258H175V264H177L176 255Z\"/></svg>",
	"mask_w": 264,
	"mask_h": 264
}]
</instances>
